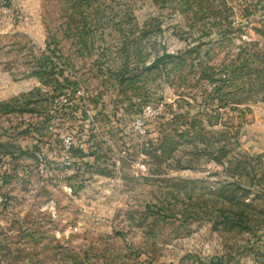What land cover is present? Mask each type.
I'll return each instance as SVG.
<instances>
[{
	"label": "rangeland",
	"instance_id": "1",
	"mask_svg": "<svg viewBox=\"0 0 264 264\" xmlns=\"http://www.w3.org/2000/svg\"><path fill=\"white\" fill-rule=\"evenodd\" d=\"M0 197V264H264V0H0Z\"/></svg>",
	"mask_w": 264,
	"mask_h": 264
},
{
	"label": "built area",
	"instance_id": "2",
	"mask_svg": "<svg viewBox=\"0 0 264 264\" xmlns=\"http://www.w3.org/2000/svg\"><path fill=\"white\" fill-rule=\"evenodd\" d=\"M137 128L141 131V120L137 119L135 122ZM74 146V141L71 137H64L63 138V148H64V155H63V163L65 166H70L72 164V159L70 157V152L72 151ZM0 201H2L0 197Z\"/></svg>",
	"mask_w": 264,
	"mask_h": 264
},
{
	"label": "water",
	"instance_id": "3",
	"mask_svg": "<svg viewBox=\"0 0 264 264\" xmlns=\"http://www.w3.org/2000/svg\"><path fill=\"white\" fill-rule=\"evenodd\" d=\"M163 49H164L163 55L159 57L158 59H156L155 61H153L148 66H146L145 68L146 71L153 70V69L160 68V67L165 68L167 65V62L173 59L174 55L172 53H169L166 47H164Z\"/></svg>",
	"mask_w": 264,
	"mask_h": 264
},
{
	"label": "trees",
	"instance_id": "4",
	"mask_svg": "<svg viewBox=\"0 0 264 264\" xmlns=\"http://www.w3.org/2000/svg\"><path fill=\"white\" fill-rule=\"evenodd\" d=\"M225 88H229V86L227 85V86L224 87V89H225ZM60 95H61V94H59V96H60Z\"/></svg>",
	"mask_w": 264,
	"mask_h": 264
}]
</instances>
